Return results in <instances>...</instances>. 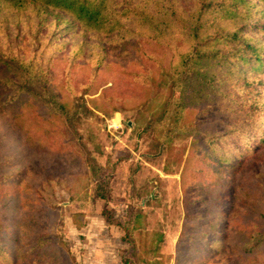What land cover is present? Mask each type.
I'll use <instances>...</instances> for the list:
<instances>
[{"label": "rangeland", "instance_id": "374dc122", "mask_svg": "<svg viewBox=\"0 0 264 264\" xmlns=\"http://www.w3.org/2000/svg\"><path fill=\"white\" fill-rule=\"evenodd\" d=\"M121 1L117 0L122 7L117 14L120 23L113 31L81 30L64 22L57 11H42L45 18L39 22L41 17L31 6L20 11L5 8L0 14L4 53L8 44L20 53L25 47L28 54L40 47L42 59L52 57L45 70L53 82L64 84L72 104L83 102L76 131L64 135L70 138V147L59 159L44 151L33 156L25 150L43 207L38 227L57 246L62 264H187L181 234L188 208L200 206L192 180L183 170L189 149L204 140L222 158L231 152L234 157L229 160H237L232 162L236 168H230L246 187L254 173L264 181V140L248 131V106L241 107L237 89L225 84L229 97L220 98L208 83L199 84L214 71L212 58L198 61L197 69L183 67V76L181 71L175 73L181 53L192 45L188 31L182 34L174 27L152 40L144 17L158 10L155 0H127L125 5ZM186 1L164 4L182 14ZM232 26L228 20L218 27ZM163 69L172 80L166 78L169 82L161 84ZM186 72L187 83L182 81ZM198 72L193 85L192 76ZM87 84L93 86L84 93ZM166 99L169 106L163 107ZM86 105L94 112H86ZM174 110L180 126L168 133L161 122L172 127ZM10 129L7 126L1 133L6 149L17 139ZM1 200L0 195V217ZM137 211L142 213L140 228L132 227ZM237 241L233 234L226 250L213 254L211 260L228 264L229 247ZM234 258L235 264H246ZM29 261L35 264L37 259Z\"/></svg>", "mask_w": 264, "mask_h": 264}, {"label": "trees", "instance_id": "16d2710c", "mask_svg": "<svg viewBox=\"0 0 264 264\" xmlns=\"http://www.w3.org/2000/svg\"><path fill=\"white\" fill-rule=\"evenodd\" d=\"M254 1L187 0L182 14H177L171 12L170 4H164L168 0H155L154 7L158 10L144 19L150 29L147 37L152 40L160 39L174 27L180 28L182 34L188 31L192 45L181 53L175 73L181 71L183 76V67L197 69L198 61L212 58L214 71L206 73L204 77L209 78L199 80V84L208 83L220 98L229 97L225 84L237 89L241 94L238 95L241 107L248 106V123L251 125L248 131L264 140V22L261 21L264 20V0L255 5ZM125 3L127 0L120 4ZM118 5L117 0H0V14L5 8L20 11L31 6L34 14L41 17L39 22L45 18L42 11L48 14L57 11V15L64 17V22L81 30L113 31L120 23L117 14L122 7ZM228 20L234 26L218 27ZM39 48L29 54L25 47L21 53L9 44L6 53L0 48V119L6 122L0 125V154L4 155H0L3 208L0 264H21L22 261L32 264L31 258L37 259L35 264H62L57 246L38 227L43 207L34 188L35 169L28 165L25 150L33 156L44 151L59 159L70 147V138L68 140L64 135L69 130L76 131L83 102L78 99L72 104L70 94L64 92V84L53 82L54 78L45 70L52 57L42 59ZM28 50H31L29 46ZM145 58H151V55ZM167 71L162 70L161 84L169 82L166 78L172 80V74ZM198 74L192 76L193 85ZM182 81H190L187 72ZM90 85L87 84L84 93L90 91ZM169 88L172 91V85ZM168 99L163 107L169 106ZM227 100L231 101V98ZM84 107L86 112H94L93 108ZM163 117L164 112L159 120ZM172 119V127L167 128L166 123L161 122V127L168 133L179 125L176 111ZM7 126L17 135L8 149L2 144L1 134ZM168 147L172 148L171 136ZM209 147L208 142L198 141L196 148L189 149L183 162L184 173L192 180L196 191L195 201L200 205V209L188 208L181 234L186 243L187 264H220L211 258L226 250L233 234L238 237V241L229 247L234 257L244 259L246 264H264V181L257 177L259 173H254L244 187L237 171L234 173L230 168H236L232 163L236 164V157L229 160L234 156L226 152L227 156L222 158ZM97 188L101 190V185ZM142 226V213L137 211L132 227ZM232 254L227 257L228 264L237 261Z\"/></svg>", "mask_w": 264, "mask_h": 264}]
</instances>
